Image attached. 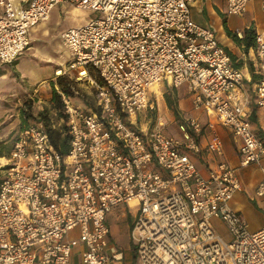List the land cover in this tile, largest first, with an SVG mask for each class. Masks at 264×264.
Returning <instances> with one entry per match:
<instances>
[{
  "label": "built area",
  "instance_id": "2783aa9c",
  "mask_svg": "<svg viewBox=\"0 0 264 264\" xmlns=\"http://www.w3.org/2000/svg\"><path fill=\"white\" fill-rule=\"evenodd\" d=\"M192 1L0 0V68L29 48L30 28L57 4L99 13L63 33L68 69L86 65L77 79L87 77L95 95L86 107L57 86L64 115L51 125H67L69 151L60 153L38 118L0 162V264H78L80 244L81 264L122 261L108 239L120 203L140 207L131 238L141 264H264V227L251 231L230 203L243 189L237 167L222 159L203 173L197 162L224 155L222 125L239 141L240 165L257 163L264 174V135L252 121L253 104L264 109V28L255 32L259 79L249 87L215 29L193 19ZM249 1L228 0L229 13L245 12ZM164 82L185 84L193 97L196 114L180 135L164 130L166 118L152 127L140 119L155 107L149 90ZM256 192L264 196V179Z\"/></svg>",
  "mask_w": 264,
  "mask_h": 264
},
{
  "label": "rangeland",
  "instance_id": "374dc122",
  "mask_svg": "<svg viewBox=\"0 0 264 264\" xmlns=\"http://www.w3.org/2000/svg\"><path fill=\"white\" fill-rule=\"evenodd\" d=\"M65 4L66 3H61L57 5L52 11V18L48 21L50 34L53 35L51 40L54 41L52 49L57 53V56L60 57V59L54 60L53 63L59 64V68H63V70L67 69L68 74H65V76H67L68 80L72 83L73 100L75 103L85 106L86 100H89L92 103L95 102L94 91L87 81V77L82 79H77V77L81 76L84 71H89V69L86 65L74 69H68V62L71 59V51L63 41L62 34L65 29L83 24L88 20L99 16V13ZM258 12L264 19V9L260 7ZM232 20L235 23H239L242 20V16L240 14L233 15ZM39 35V33H35V40L40 39ZM37 45L38 44L35 42L34 46ZM40 59H37V57L32 58V55L28 54V56L18 64L17 71L20 73L19 76H11V81L7 83V88L11 91L9 94L13 96L11 102L12 105L9 107V110L14 115H10V119L2 123L0 126V131L7 129L8 127L11 128V132L8 136L6 138L3 137V139L0 140V147L3 149L8 147H10L11 150L13 149L17 133L22 127L23 115L27 110L33 114L40 110L51 116H55L56 112L59 113L51 102L53 89H58V87L61 89L60 85L57 84V78H55L54 81H51L55 74V65L53 63L40 61ZM44 79H46V81L42 83ZM36 88H38L37 91H35ZM159 88V100L155 99L157 96L155 88L149 90V99L155 100V107L143 112L140 119L145 126L152 127V125L157 122L158 117L161 116L164 119H168L164 130L173 135H180L181 130L179 125L185 121L186 117L196 114V111L193 109L192 94L188 92L185 84L176 88L171 87L164 82ZM174 91L178 97V113H175L173 109L168 106L165 99L166 92ZM2 106L6 107V105ZM38 106H42L43 109H39ZM235 140L236 142L238 141L235 134L229 132L227 138V143L229 144L228 151L232 150L233 145L236 143ZM5 155H8V153L6 152ZM234 158L236 159V156H234ZM240 169L243 180L249 181L254 175L256 176L253 166ZM260 200L262 201L261 204L263 210L253 207L250 202H248L249 207L243 209L251 231H253L259 223L264 222V198ZM113 209L115 210L116 208ZM139 209L140 207L138 206L129 209L127 211L128 216H122L121 219H118V216L116 214L114 215V213H111L112 217L110 216V228L112 234L108 236V239H112V243L115 244L117 248L123 249L127 254L126 259H124L122 263H128V256L132 259L134 244L131 238L129 219L130 221L133 220L138 214ZM123 218L124 221L122 222ZM211 223L214 229L222 234L225 239L231 240L233 238L228 225L221 218L212 217Z\"/></svg>",
  "mask_w": 264,
  "mask_h": 264
},
{
  "label": "crops",
  "instance_id": "0c3cea01",
  "mask_svg": "<svg viewBox=\"0 0 264 264\" xmlns=\"http://www.w3.org/2000/svg\"><path fill=\"white\" fill-rule=\"evenodd\" d=\"M227 1L228 0H193L191 3L192 17L198 23L215 29L217 33V37L220 40V42L230 51L236 64L242 68L245 74V77H246L245 78L246 85H248L249 87H253L255 82L259 79L258 58L256 55L255 45H251L250 47H247L246 43L244 41L237 39L235 35L238 34L240 38H244V35L247 30H252L256 32L264 28V19L261 17V15L258 12L260 7L264 9V0H250L248 2L247 10L240 14L242 16V20L239 23L233 22L232 16L237 15V14L229 13ZM61 3H66L67 5L75 6L69 2H61ZM51 18H52V12L48 20L32 26L30 28V36L32 39V43L29 46V48H27L25 52L21 54L18 58H16L12 62L2 65L0 68V126L2 125V123L10 119L9 118L10 115H14L9 110V107H11L12 105L11 102H12L13 96L9 94L11 91L8 90L7 83L11 81L10 80V78H12L11 76H14V77L19 76L20 73L17 71L18 64H20L21 61L25 57L28 56V54H31L32 58H36V57L37 59L41 58L42 60L40 59V61H45L47 63H53L54 60L60 59V57L57 56V53H55L54 50L52 49V45L54 41L51 40L53 38V35L50 34V31H49L50 28L48 24V21ZM35 33L40 34L39 40H35ZM62 37H63V34H62ZM63 41H64V38H63ZM35 42L38 44L37 46H34ZM54 65H55V68H54L55 74L53 75L52 77L53 80L51 79V81H54V79L60 75V74H56L57 70H58V73L61 72V68H59V64H54ZM45 81L46 79H44L42 83H44ZM37 90L38 88L35 89V91ZM2 105H6V107H3ZM85 106L87 107L90 105L86 104ZM38 108L43 109L42 106H38ZM254 109H256L257 120L253 122L256 127V131L257 132L261 131L260 134L263 136L264 135V109L259 108L255 106V104H253V110ZM39 112L40 110L36 111V113H39ZM25 118H26V113H24L22 120H25ZM204 119H205V116H204ZM27 123L28 122H26V124ZM218 127H219L220 133L224 141V155L215 156L213 154H205L204 157H198L199 168L202 170L203 173H207V170L209 169V167L214 166L219 160L224 159L230 162L233 166L237 167L238 175L240 177L242 187H243L241 191H238L235 193V195L231 199V202H230L231 205L235 209L240 210L243 214H244L243 209L249 207L248 202H250V204L253 207L263 210L262 204H261L262 201L260 199L264 198V196H259L256 192L257 186L264 179V174L262 172L261 166L257 163H252L248 166H241L240 165L239 141L236 142L235 140L236 143L233 145L232 150L228 151L229 144L227 143V138L229 136V132L231 133L233 132L225 126L219 125ZM21 128L19 129V131L21 130ZM19 131L17 133V136L19 134ZM10 132H11L10 127L0 131V140H2L3 137L6 138ZM203 140L205 141V139ZM10 153H8V155H3L1 157L6 158L10 155ZM234 156H236V159L234 158ZM262 164L264 165V158L262 160ZM250 166L254 167L253 170L256 176L254 175L249 181L243 180L240 168H244V167L246 168ZM114 208L116 209L115 210L113 209L114 211L112 210L108 216L109 225L111 221L110 219L111 213H114V215L116 214L118 216L117 218L121 219L122 216L127 217L128 216L127 211L129 209H132V207H130L127 203H120ZM133 220L130 221L129 219L130 230L133 225ZM123 221H124V218L122 219V222ZM263 227H264V222L259 223L253 229V231L260 230ZM111 234H112V231L110 232V235ZM109 242L111 246H116L115 244L112 243L113 242L112 239H109ZM83 248H84L83 244H80L79 246L74 248L73 258H72L73 262L81 264V251L83 250ZM120 250H123V249H120ZM124 254H125L124 259H126L127 254L125 253V251H124ZM124 259L122 261L114 260L111 264H116V263L117 264H141L134 248L132 252V259H130V257L128 256V263H122Z\"/></svg>",
  "mask_w": 264,
  "mask_h": 264
},
{
  "label": "trees",
  "instance_id": "16d2710c",
  "mask_svg": "<svg viewBox=\"0 0 264 264\" xmlns=\"http://www.w3.org/2000/svg\"><path fill=\"white\" fill-rule=\"evenodd\" d=\"M235 37L241 41H244L247 47H250L251 45H256L255 32L252 30H247L244 35V38H240L238 34H236ZM57 84L60 85L63 92L73 96L72 83L70 82V80H68L65 74H60L57 77ZM165 99L168 106L172 108L175 113H178V97L176 92H166ZM51 102L53 103L54 108L59 111V116L64 115L63 99L61 94L55 88L52 91ZM85 102L90 106L94 104V102L92 103L89 100H86ZM51 117L52 116L50 114H46L44 111H40L38 114H33L32 112L30 113L27 110L26 118L25 120H23L22 127H24L26 125V122H28L29 120L36 121L38 118L44 119L46 121L47 129L54 146L60 151L61 154H66L69 151L72 136L70 133H68V128L66 124L63 125V128H54L51 125ZM256 120L257 114L256 109H254L252 114V121L255 122ZM260 132L261 131H258L259 134ZM6 152L10 153L11 148L8 147L6 149H3L2 147H0V157L5 155Z\"/></svg>",
  "mask_w": 264,
  "mask_h": 264
},
{
  "label": "bare ground",
  "instance_id": "6f19581e",
  "mask_svg": "<svg viewBox=\"0 0 264 264\" xmlns=\"http://www.w3.org/2000/svg\"><path fill=\"white\" fill-rule=\"evenodd\" d=\"M159 86H160V85H157V86H156V89H157L158 92H159V89H160ZM0 161H1V162H5V161H6L5 157H1Z\"/></svg>",
  "mask_w": 264,
  "mask_h": 264
}]
</instances>
